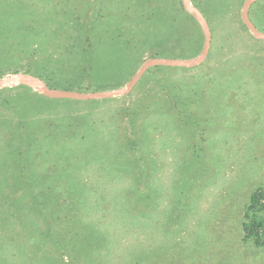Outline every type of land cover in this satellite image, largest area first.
Listing matches in <instances>:
<instances>
[{
	"label": "rangeland",
	"instance_id": "1",
	"mask_svg": "<svg viewBox=\"0 0 264 264\" xmlns=\"http://www.w3.org/2000/svg\"><path fill=\"white\" fill-rule=\"evenodd\" d=\"M189 1L211 36L198 66L102 100L0 89V264H264L242 231L264 186V40L245 0ZM248 18L264 33V0ZM203 40L181 0H0V79L110 91Z\"/></svg>",
	"mask_w": 264,
	"mask_h": 264
},
{
	"label": "water",
	"instance_id": "2",
	"mask_svg": "<svg viewBox=\"0 0 264 264\" xmlns=\"http://www.w3.org/2000/svg\"><path fill=\"white\" fill-rule=\"evenodd\" d=\"M256 0H245L242 4V10L240 12V19L243 25L250 31L252 36L257 40H264V33L258 32L254 25L248 18V11L250 6ZM183 9L191 15V17L198 23L203 33V45L201 53L189 60L185 59H167V58H148L146 59L138 68L137 72L133 77L123 86L115 90L110 91H94V92H79V91H69V90H57L47 87V85L39 78L28 75V74H15L11 77L0 79V89L4 86L10 85H21L26 86L37 92L38 94L46 97L48 99H69L78 101H88V100H102L110 99L117 96L128 95L134 85L141 78L143 73L152 67L164 66V67H181V68H193L202 64L208 55L209 47L211 43V36L208 25L204 20L201 12L191 5L189 0H181Z\"/></svg>",
	"mask_w": 264,
	"mask_h": 264
},
{
	"label": "trees",
	"instance_id": "3",
	"mask_svg": "<svg viewBox=\"0 0 264 264\" xmlns=\"http://www.w3.org/2000/svg\"><path fill=\"white\" fill-rule=\"evenodd\" d=\"M151 58H156V57L153 56ZM36 77H38L39 79L40 78L43 79L39 75ZM45 84L47 85V81H45ZM86 92H94V91H86ZM262 210H264V186L262 188L257 189L251 195L249 204L247 205L245 214L243 216V223H242V231L244 238L245 239L253 238V241L257 246H264V241L261 239V236L264 233L263 221L257 220L255 218V213L260 212Z\"/></svg>",
	"mask_w": 264,
	"mask_h": 264
},
{
	"label": "crops",
	"instance_id": "4",
	"mask_svg": "<svg viewBox=\"0 0 264 264\" xmlns=\"http://www.w3.org/2000/svg\"><path fill=\"white\" fill-rule=\"evenodd\" d=\"M208 56H209V52H208V55H207V58H206V60H208ZM206 60H205V61H206ZM205 61H204V62H205Z\"/></svg>",
	"mask_w": 264,
	"mask_h": 264
}]
</instances>
